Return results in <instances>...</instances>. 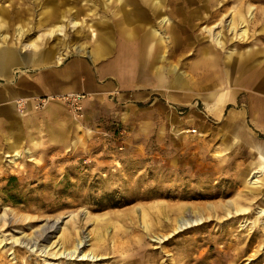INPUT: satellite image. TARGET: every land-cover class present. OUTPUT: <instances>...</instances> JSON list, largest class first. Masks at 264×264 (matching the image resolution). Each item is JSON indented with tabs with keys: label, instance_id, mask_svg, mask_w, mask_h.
Wrapping results in <instances>:
<instances>
[{
	"label": "rangeland",
	"instance_id": "1",
	"mask_svg": "<svg viewBox=\"0 0 264 264\" xmlns=\"http://www.w3.org/2000/svg\"><path fill=\"white\" fill-rule=\"evenodd\" d=\"M162 1L0 0V7L11 9L12 15L19 5L29 7L18 13L28 20L24 30H29L21 38L14 29L18 22L14 24L6 12L0 14V33L9 36L0 41L11 47L33 41L35 48L56 47V54L57 45H63L65 39L70 47L86 43L96 57L119 43L127 35L126 26L136 19L149 17L150 12L159 15ZM250 4L255 6L248 17L235 12L220 18L229 10L243 12ZM153 5L159 6L153 9ZM48 6L54 8L53 23L65 25V36H50L52 25L37 26ZM181 6L162 8L172 19L168 28L173 43L150 52L142 47L147 57L165 52L161 69L174 65L179 69L181 60L208 45L223 57L230 48L238 55L246 48L251 52L264 49V0H186L185 7ZM230 18L234 30L231 24L225 25ZM73 20L78 26H71ZM178 20L188 24L186 28L178 26ZM211 23H215L213 33L227 36L225 48H217L203 30ZM164 25L160 24V30ZM91 31L97 35V43L90 40ZM162 35L167 41L168 32L162 31ZM74 54L80 53L71 51L65 57ZM53 64L49 60L36 68ZM20 69L31 71L16 66L13 74L22 72ZM147 92L149 97L138 102L136 109L146 114L152 109L150 119L157 123H173L178 117L171 113L185 116L194 110L191 114L204 117L198 98L188 97L187 105L176 106L164 98L162 90ZM118 104L120 116L102 119V126L88 125L83 113L76 117L68 110L82 124L68 144L34 147L31 142L15 141L14 145L12 139L0 142V264H264V160L241 144L220 145L221 121L205 117L194 124L183 123L178 128L186 132L180 134H173L175 130L166 123L161 138L155 128L150 133L137 131L132 125L135 116L128 118L126 105ZM14 146L19 148V156L12 155ZM185 208L194 211L200 221L179 229L176 217ZM53 220L59 226L56 238L61 249L74 248L82 232L88 245L81 250L91 252L96 260L77 259L76 254L58 257L51 236L47 242L39 241L32 252L24 244L9 242L10 237L22 235L31 242L40 225Z\"/></svg>",
	"mask_w": 264,
	"mask_h": 264
},
{
	"label": "crops",
	"instance_id": "2",
	"mask_svg": "<svg viewBox=\"0 0 264 264\" xmlns=\"http://www.w3.org/2000/svg\"><path fill=\"white\" fill-rule=\"evenodd\" d=\"M185 1L175 0L169 4L165 0L159 15H152L150 12L149 17L138 18L132 25L129 23L130 26H126L127 35H122L119 43H113L110 49L96 57L74 54L65 57L60 63L40 66L41 68H36L41 64L14 65L13 68L20 66L27 70L29 67L31 71L20 69L22 72L14 75L12 68L6 72L5 77L0 78L6 80L0 83V142L12 139L13 144L15 141L31 142L34 147L42 143H70L74 133L78 134L81 122L80 125L76 123L61 102L49 101L41 107L35 105L42 97L68 92L88 94L83 101L82 110L83 122L88 125L96 123L102 126V119L119 117L116 106L122 102L126 105L128 118L130 115L135 116L136 121L132 125L137 131L150 133L155 128L157 135L162 138L167 122L157 123L150 119V115L154 113L152 109L148 108L147 114L136 109L138 102L149 97L147 90L159 89L164 91V98L176 106L187 105L188 97L198 98L203 105L204 117L201 118L191 114L195 110L187 112L189 114L185 116L171 113L170 116L173 114L178 117L175 122L167 123L171 130H175L173 134L186 132L183 128H178L183 123L194 124L208 117L222 123L220 145L230 147L241 144L250 150L248 152L254 153L258 160L263 161L264 152L259 153L256 148H264V49L260 47L259 51L256 49L251 52L246 48L245 52H239L238 55L234 48H230L223 57L220 51L208 45L207 48L195 51L190 57L181 60L179 69L175 65L171 69H165V66L161 69L160 62L166 59L164 51L157 53L155 57L153 54L147 57L149 55L143 52L142 47L150 52L151 49H160L173 43L171 28H168V25L172 26V19L170 20L165 11L172 4L176 6L181 3L185 7ZM212 1L207 0L209 3ZM164 6L166 10L162 12ZM253 6L248 5L243 12L229 10L220 18L235 12L248 17ZM170 11L173 12V9L170 8ZM251 13L254 17L255 11ZM162 15L168 17L169 21L163 23L165 25L160 30L162 23L159 20ZM178 22V26L183 25L184 28L188 25L181 20ZM214 24L202 28L211 42L217 48L223 49L227 44V36L222 34L220 44L214 42L211 37L215 32L212 30ZM158 29L160 34L157 33ZM154 30L157 31L152 36ZM162 31L168 32L167 41ZM229 40L234 39L230 36ZM111 48L113 52L110 53ZM234 54L238 56L234 57ZM19 100L24 101L26 109L16 114L15 103ZM208 104H211V109L207 108ZM139 118L140 121L137 120Z\"/></svg>",
	"mask_w": 264,
	"mask_h": 264
},
{
	"label": "bare ground",
	"instance_id": "3",
	"mask_svg": "<svg viewBox=\"0 0 264 264\" xmlns=\"http://www.w3.org/2000/svg\"><path fill=\"white\" fill-rule=\"evenodd\" d=\"M167 1L170 2V0H167ZM11 2H13V1H11ZM48 2H50V0H48ZM6 6H9V5L6 4ZM158 6L159 5H155L153 7V9H157ZM53 9H54L53 6H51V8L48 6V9L43 14V18H40V20H38L37 26L42 27L44 25H52V26H49V28H48V34L50 36L52 33H54L56 35L65 36V34H64L65 25L63 23H61V21H59V23L56 22L57 24L53 23L54 21H56V15L54 14ZM9 10H11V9H2L0 7V14H2V12H6L5 14H8L9 17H11V20L13 21L14 24L16 22H18L17 26H15L14 29L16 32V36L18 38H21L23 36V33L29 30L28 28L24 30V26L28 25V20L24 21V19H22V16H20L18 13L29 11V7L22 8L21 5H19L15 11L13 9V11L16 12V13H14V15L9 13L8 12ZM62 13H64V11H62ZM231 20H232L231 18L229 20H227L225 25L229 26L231 24V26H229V27H230V29L234 30L235 24H234V21H231ZM168 21H169V19L166 16H163L160 19V23H166ZM1 22H0V24H1ZM70 24H71V26H78L77 21H74V20L71 21ZM169 27H171V26H169ZM213 27H215V26L213 25ZM156 31L154 30V32H152L151 35L155 36ZM244 31H245V29L241 30V33ZM160 32L161 31H159L157 33L160 34ZM8 37L9 36L7 33H5V34L0 33V38L3 39L4 41ZM89 37H90V40L92 42L97 43L98 37L94 31L90 32ZM211 37H212L214 42H216L218 44L221 43V39H220L221 35L220 34L212 33ZM3 40L0 41V78L5 77L6 72L10 71L14 67V65H18V64L26 65V66L34 65V64L38 65V64H41V63H43L45 61H49V60L53 63H56V64L60 63L65 58V56L71 51H74L76 53H80L82 55H89V57L94 56V55H92V52L90 51L89 46L86 43H81V44H77L73 47H70L69 44H67L65 39H63V45H57V48L59 49V51L56 52V54L54 52V49L56 47L55 48L54 47H45V46L43 47L41 45H37L35 48V43L33 41L32 42H22V43H20V45H18L16 47H11V46H6L5 43H3L4 42ZM48 41L49 40H47L46 43ZM60 49H62V50L60 51ZM17 102L23 103L22 100H19ZM212 103L215 104L214 102H212ZM211 107H212L211 104L207 105V108L211 109ZM256 149L259 151V153L264 152L263 151L264 148L261 146L260 147L258 146ZM29 151L30 150H26V153H29ZM11 152H12V155H15V156L20 155V153L16 150V146H14L11 149ZM199 221H200V218L195 216V212L192 211L191 209H188V208H185L183 211H181V214L176 217V224H177V227L179 229H184L186 227L196 225L199 223ZM58 227L59 226L57 225L56 220H53L51 222H44L40 225V227H39L40 230H38V233L34 232L35 238L34 239L32 238L33 241L30 242L29 239H26V237L24 238V235H22V236L10 237L11 240L9 242L11 244H13V243L15 244L17 242L19 244H24V247H26L29 251L32 252L33 250L38 249L37 244L39 241L47 242V240L50 239V236H51L52 237L51 242L53 241V243H55V241H56L55 244H56V246L58 248V252H59L58 257L70 258L74 254H76L75 256L77 259H86V260H90V261L96 260V257L94 254H92L91 252L86 253L83 250H81L84 246L88 245L86 243L87 242V236H84V234L82 232L79 235L78 240L74 244V248L68 249V250L64 249V248L61 249L62 244H59V240L57 241V238H56V237H58V234H57L58 233ZM45 250L46 249L42 250V252H44Z\"/></svg>",
	"mask_w": 264,
	"mask_h": 264
},
{
	"label": "built area",
	"instance_id": "4",
	"mask_svg": "<svg viewBox=\"0 0 264 264\" xmlns=\"http://www.w3.org/2000/svg\"><path fill=\"white\" fill-rule=\"evenodd\" d=\"M88 94L84 92H68L58 95H50L48 97H42L36 101V107H41L51 100H57L63 103L73 116H82L83 101L87 98ZM24 103H15V109L17 112H21L24 109Z\"/></svg>",
	"mask_w": 264,
	"mask_h": 264
}]
</instances>
